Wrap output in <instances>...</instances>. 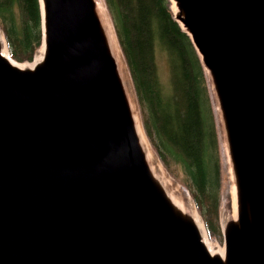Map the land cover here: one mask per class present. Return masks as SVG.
Masks as SVG:
<instances>
[{
    "label": "water",
    "instance_id": "1",
    "mask_svg": "<svg viewBox=\"0 0 264 264\" xmlns=\"http://www.w3.org/2000/svg\"><path fill=\"white\" fill-rule=\"evenodd\" d=\"M172 2L226 138L223 257L149 169L96 1L44 0L43 60L0 45V264H264V0Z\"/></svg>",
    "mask_w": 264,
    "mask_h": 264
},
{
    "label": "trees",
    "instance_id": "2",
    "mask_svg": "<svg viewBox=\"0 0 264 264\" xmlns=\"http://www.w3.org/2000/svg\"><path fill=\"white\" fill-rule=\"evenodd\" d=\"M126 63L146 138L162 163L178 166L182 183L219 235L220 153L207 73L169 0H104ZM0 26L10 56L34 61L43 44L39 0H0ZM168 65L160 79L159 61Z\"/></svg>",
    "mask_w": 264,
    "mask_h": 264
},
{
    "label": "rangeland",
    "instance_id": "3",
    "mask_svg": "<svg viewBox=\"0 0 264 264\" xmlns=\"http://www.w3.org/2000/svg\"><path fill=\"white\" fill-rule=\"evenodd\" d=\"M97 3L98 7V2L95 0ZM170 1L171 5V10H173L174 4L172 0ZM101 6L104 7V14H101L97 11V13L100 14L102 20H105L106 25L112 30L114 39L111 43V45L114 46V48L111 47L113 53L112 55L115 56V58H119V69L120 73L123 76L125 85L123 83L132 114L137 121L138 126L140 127L141 131V145L145 151L146 157L148 156L149 162L155 165L156 168H160L162 171L166 181L170 184L171 190L174 191V196L173 198L176 201H179L183 203L185 207V211L189 213L190 215H194L192 212L195 211V214L199 219L202 221L203 225L204 223V218L200 215V211L198 207L196 206L194 200L192 199L191 195L189 194L188 190L184 186L185 184L182 183L183 175L179 169L178 166L173 165V162H169V166H165L160 158L157 156V153L153 150L152 145L150 141L146 138L142 124H141V119H140V111L136 102V97H135V92L133 88V84L126 66V63L124 61L122 52L120 50L119 44L117 42L114 29L111 23V20L107 14L106 6L104 3V0H100ZM98 14V15H99ZM0 30L2 32L3 37L5 38L7 49H8V44L6 40V36L4 34V31L2 27L0 26ZM110 47V46H109ZM41 49V48H40ZM110 49V50H111ZM40 51V50H39ZM39 51L37 52L36 56L39 54ZM35 56V58H36ZM113 56V57H114ZM34 58V60H35ZM114 58V59H115ZM117 63V61H115ZM19 63V62H18ZM21 65H27V63H19ZM117 65V64H116ZM118 68V67H117ZM119 72V70H118ZM119 73V75H120ZM207 73V71H206ZM159 74H160V79L163 82H167L169 78V72H168V65L164 59H161L159 61ZM121 77V76H120ZM122 80V78H121ZM207 83L209 86V92H210V97H211V102L213 106V112H214V117H215V122H216V128H217V138H218V143H219V153H220V206H219V214H218V224H219V235L217 237L213 238L210 240V242L213 244V248H219V249H224V243H223V229L221 227V220L223 219V216H226L229 220L232 221L235 220L237 217V214L235 216V219L232 218V204H233V188H234V178L233 174L231 171V163H230V158L227 152V144H226V138L224 135L223 127H222V122L220 119L219 115V110L217 112V100L216 96L212 87V83L210 80V77L207 73ZM126 86V87H125ZM127 90V91H126ZM147 161V162H148ZM231 219H230V218ZM205 227V226H204Z\"/></svg>",
    "mask_w": 264,
    "mask_h": 264
},
{
    "label": "bare ground",
    "instance_id": "4",
    "mask_svg": "<svg viewBox=\"0 0 264 264\" xmlns=\"http://www.w3.org/2000/svg\"><path fill=\"white\" fill-rule=\"evenodd\" d=\"M43 1L44 0H40V3H41V7H42V18L44 17V11H43ZM99 1L98 2V7H97V11L101 14H104V7L101 6V3H100V0H97ZM174 4V3H173ZM175 5L173 7V11H175ZM98 13V14H99ZM99 18L101 20V24L105 30V34L107 36V40H108V43H109V46H110V49L111 47L114 48L113 45H111L113 39H114V36H113V32L110 28V26L108 27L106 25V22L105 20H102L100 14H99ZM180 26H182L180 24ZM0 45H2V55L7 59L9 60L13 65H15L16 67L18 68H21V69H25V68H33L35 67L37 64H39L43 58H44V54H45V45L43 44V46L41 47L40 51H39V54L36 56L35 60L33 62H30V63H27V65H21L19 64L18 62H16L15 60H13L10 56H9V52H8V49H7V45H6V41H5V38L3 37L2 35V32L0 30ZM112 51V49H111ZM113 52V51H112ZM113 54V53H112ZM114 56V55H113ZM115 58V56H114ZM119 58H115V61H117V67H118V70H119V73H120V69H119ZM120 76L122 78V81L125 85V82H124V79H123V76L122 74L120 73ZM126 87V86H125ZM127 91V90H126ZM217 112H218V107H217ZM137 125V132H138V136L140 138V141H141V131H140V127ZM147 161L149 160L148 156L146 157ZM148 166H149V169L153 175V177L158 181V183L161 185V187L163 188V190L165 191L166 195L168 196V198L171 200V202L179 209L181 210L182 212L188 214L189 216L192 217L198 231L200 232L201 234V237H202V242L203 244L205 245V247L208 249V251L213 254V255H219L221 257H223L224 255V249H219V248H213V244L210 242V240L208 239L207 235H206V229L202 223V221L199 219V217H197V215L195 214V211H193L192 213L194 215H190L189 213H187L185 211V207L183 205V203L179 202V201H176L173 196H174V191L171 190V186L170 184L166 181L162 171L160 170V168H156L155 165H153L152 163H150L149 161L147 162ZM234 185V184H233ZM233 204H232V218L235 219V216H236V211H237V199H236V191H235V185H234V188H233ZM230 218V217H229ZM231 219V218H230ZM228 218L226 216H223V219L221 220V227L222 229L226 226L227 222H228Z\"/></svg>",
    "mask_w": 264,
    "mask_h": 264
}]
</instances>
